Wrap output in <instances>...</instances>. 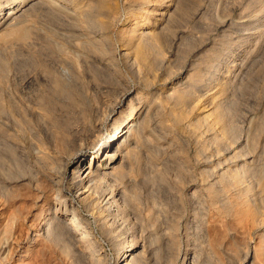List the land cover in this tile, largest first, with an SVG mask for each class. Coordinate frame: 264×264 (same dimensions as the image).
<instances>
[{
	"label": "rangeland",
	"instance_id": "rangeland-1",
	"mask_svg": "<svg viewBox=\"0 0 264 264\" xmlns=\"http://www.w3.org/2000/svg\"><path fill=\"white\" fill-rule=\"evenodd\" d=\"M18 7L0 26V264H264V0ZM131 110L122 156L87 181Z\"/></svg>",
	"mask_w": 264,
	"mask_h": 264
},
{
	"label": "bare ground",
	"instance_id": "bare-ground-1",
	"mask_svg": "<svg viewBox=\"0 0 264 264\" xmlns=\"http://www.w3.org/2000/svg\"><path fill=\"white\" fill-rule=\"evenodd\" d=\"M16 2L18 4V6H21L25 2V0H16ZM18 6H16V7L13 6L4 16H2V14H0V26L2 24L9 26V24L11 23L10 21L12 20L11 18H14V15H16V12L19 8ZM7 32L8 31H4L5 36L10 33V32H8V33ZM15 32H17L16 34H18V35H23L22 34L23 33L22 28L15 30ZM125 119L127 120L128 127L127 128L124 127L122 129L117 130L113 135L108 137L102 143L101 147L96 151V153H98L95 156V158H98L96 160L97 164L94 165L92 162H89V163L84 164V166H82L81 169H83L84 178H87L86 179L87 181L92 180L93 176L98 174L100 170H102L104 168L113 167V166H111L110 162H106V164H103L102 161L105 157H107L109 155V153H111V151L115 148L116 145L123 143L126 140V138L132 134V130H133L134 126L136 125L135 110H131ZM122 122H123V120H122ZM100 149H101V151H100ZM121 156H122V154H120L119 151L112 152L110 155V158L108 160L109 161L112 160L111 163H113V162H116ZM131 255H132V253H129V249L127 251H125L123 257L120 259V263L124 262L123 264H130Z\"/></svg>",
	"mask_w": 264,
	"mask_h": 264
}]
</instances>
